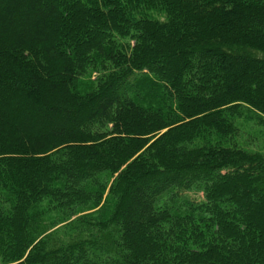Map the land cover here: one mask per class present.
Masks as SVG:
<instances>
[{
    "label": "trees",
    "instance_id": "obj_1",
    "mask_svg": "<svg viewBox=\"0 0 264 264\" xmlns=\"http://www.w3.org/2000/svg\"><path fill=\"white\" fill-rule=\"evenodd\" d=\"M244 106L264 0H0V264H264Z\"/></svg>",
    "mask_w": 264,
    "mask_h": 264
},
{
    "label": "rangeland",
    "instance_id": "obj_2",
    "mask_svg": "<svg viewBox=\"0 0 264 264\" xmlns=\"http://www.w3.org/2000/svg\"><path fill=\"white\" fill-rule=\"evenodd\" d=\"M129 40L131 43L133 42V40L131 39ZM99 75H100L99 70L96 69L91 70L88 76L83 77L78 81L77 86L79 90L81 92H86L90 90L93 86H95L94 81H97ZM239 115L240 116L235 117V123L236 126L238 127V130L236 134L233 136V138L230 140H232L242 148H246L250 151H259L264 153V124L261 122L259 113H257L250 107L244 106L241 108V113ZM115 177L116 174L109 179V184L104 192L103 200L101 201V203L97 205H92L88 208H78V212H79L78 215L84 213H92V212L95 213L102 208V206L105 204L107 198L110 195L109 193L110 186L113 180L115 179ZM189 195L193 199H199L200 197H202V194H196L194 192H190ZM52 214L55 215L56 213H52ZM65 223L66 222L58 224V226H56L54 229L61 227Z\"/></svg>",
    "mask_w": 264,
    "mask_h": 264
}]
</instances>
